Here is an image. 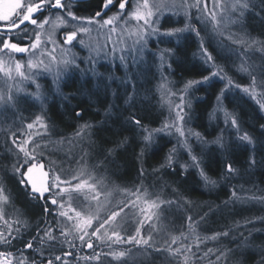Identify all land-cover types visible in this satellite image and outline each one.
Wrapping results in <instances>:
<instances>
[{"label": "trees", "instance_id": "obj_1", "mask_svg": "<svg viewBox=\"0 0 264 264\" xmlns=\"http://www.w3.org/2000/svg\"><path fill=\"white\" fill-rule=\"evenodd\" d=\"M27 2L24 0V3ZM212 2L201 0L200 7L206 4L210 13L213 11ZM254 2L256 7L250 5L244 11L233 39L264 41V6L259 0ZM68 3L76 16L87 18L101 10L102 0H68ZM188 3L194 5L196 0ZM117 10L118 4L107 12L104 19ZM181 11L183 13L177 15L175 11L164 14L155 27L165 32L191 24L200 30L201 37L215 57V63L234 83L242 88L250 87L249 73L257 75L260 80L261 73H264V52L260 51V45L248 48L246 43L233 44L231 40L224 39L228 47L221 48L218 41L222 37L215 35L212 29L209 43L201 22L196 19L199 15L197 8L189 7L188 15ZM60 15L71 20L63 12ZM53 18L55 15L49 17ZM28 28L34 26L28 25ZM70 30L72 28L65 31ZM95 30L97 28L90 34H83V38H89ZM14 31L19 33V30ZM43 34L42 39L46 40ZM19 35L23 36V33ZM81 36L78 33L77 40L67 45L66 50L72 53L71 60L75 58V64L59 77L52 72L29 70L26 66L27 54L22 57L14 54V59L25 62L22 70L26 74L37 73L34 82L21 80L15 71H12L14 79L0 72V84L3 82L6 87L5 98L9 94L14 97L12 104L0 102V179L7 187L4 195L10 194L11 197L7 202L0 200V212L3 213L0 232L7 236L11 226L12 235L16 236L19 229V237L13 239L11 245L0 243V252L6 254L0 258L10 260L12 264L21 260L30 264L32 259L37 264L41 260L47 264V260L54 259L56 255H60L62 260H54V264H185L187 256V264H261L264 261V144L261 143L264 141V136H261L264 110L248 94L227 86V80L217 78L211 87L206 85L204 89L183 92L187 81L199 80L202 75L216 70L209 69L204 63L199 50L201 37H197L190 28L180 33L179 37L152 36L135 65L131 63V57L125 65L120 56L110 51L107 55L95 56L92 48L89 50L78 43ZM12 42L27 43L18 40L15 34ZM59 44L63 45L61 39ZM229 48L241 54L229 51ZM162 50L173 53L167 58L171 68L167 64L161 65L159 55ZM245 52L247 54L243 55ZM4 57L9 61V57ZM90 57H96V62L90 63ZM242 62L248 67L247 71L241 70ZM226 87L224 109L234 113L239 121L240 134L248 132L253 138L252 144L239 140L230 121L225 125L223 111L216 109V96ZM255 92L260 99L264 88L256 87ZM182 95L186 104L190 102V107L184 109L190 116L184 126L185 136L192 147V154L203 159V170L215 184L205 183L199 169L187 166L191 164L190 155L177 145L179 135L174 127L156 131L165 124L173 123L176 105ZM77 111L81 112L80 117L76 116ZM212 113H215L214 117L210 118ZM132 115L141 121L143 129L128 123ZM36 116L44 119L49 129L47 132L39 124L31 130L27 129V124L32 123ZM85 125L88 127L77 135V131ZM145 130L152 132L151 141L143 140ZM38 131L41 135H36ZM189 131L200 133L204 142L195 135H189ZM220 135L223 136V146L212 143ZM30 136L41 145L43 154L38 159L44 164V170L50 171V176L60 175L61 180H72L73 185L86 180L94 186V190L84 189L90 192V196L97 197L90 199L88 204L97 217L92 228L88 229L89 234L113 211H119L124 203L135 200L137 208L131 209L129 205L114 223L122 225V236L134 234L138 221L145 219L140 210H148V215L157 211V215L141 228L144 238L151 234L150 246L111 244L107 237L103 240L92 237L94 249H88L80 244L78 237L82 233L75 231V213L69 211L73 220L68 221L67 226L64 224L66 218L57 215L59 211L68 210V194L63 195L64 209L49 203L48 213L44 211V200L29 199L12 172V165L16 163L14 153L18 152L12 140H27ZM173 146H177L178 152L173 154V163L169 167L166 161ZM27 147L31 150L32 143ZM250 158L256 161L251 167ZM227 163H231L236 172L227 174ZM4 168H7L6 172L2 170ZM142 170L144 175H141ZM73 176L77 179L73 180ZM61 187L69 185L62 184ZM137 189L142 190L137 193L139 200L133 195ZM233 191L236 192L235 197ZM71 196L72 207L81 210L78 204L82 197L75 192ZM157 199L175 203L162 205V211L149 209V204ZM101 201L105 204L100 205ZM125 213L128 215L125 216ZM189 216L192 222L188 220ZM46 227L59 239L49 241L42 231ZM61 228L70 231L67 240L61 235ZM105 231L111 236L113 229L105 225L98 235L103 236ZM217 232H228L229 235L209 239ZM174 237L178 238L176 243H172ZM29 241L33 243L32 249L25 248ZM189 246L191 252L185 250ZM177 248L181 249L179 253L175 252ZM208 249L213 252L204 256ZM94 250L101 253L100 259H87ZM121 251L126 253L125 256L118 255ZM221 253L224 256L217 261L216 256Z\"/></svg>", "mask_w": 264, "mask_h": 264}, {"label": "snow or ice", "instance_id": "obj_2", "mask_svg": "<svg viewBox=\"0 0 264 264\" xmlns=\"http://www.w3.org/2000/svg\"><path fill=\"white\" fill-rule=\"evenodd\" d=\"M217 7L220 8V17L217 19V12L215 10L208 12L207 5L205 4L203 8L200 7L201 0H196L194 5H190L189 7L197 8L199 15H197L196 19L205 25V29L207 30L208 24H212V32L222 37L221 40L218 41L219 46L221 48H227L228 46L224 43V39L231 40L233 44L236 43H246L248 48H252L254 45H260V51L264 52V41H258L252 39L248 40H235L233 39L232 34H228L225 37V30H227L229 25L239 24L241 23L244 11L251 7H256L254 0H224V3L221 4L220 0H214ZM260 5L264 6V0H259ZM118 4V10L107 19H104L107 16V12L111 11L112 7H116ZM177 6V0H154V3L150 5L149 0H102L101 10L95 12L93 17H78L71 10V6L68 3V0H28L27 3H22V0H0V54L3 56L9 57V62L14 63V70L16 76L21 78V80H33L34 76L37 73H29L26 74L22 69L25 68V62L23 60L14 59V54H27V68L29 70L36 69L38 72H52L59 75L66 71V69L75 64V58L71 61L64 60L63 67H58L53 64V61L56 60L55 55V46L59 43V41L55 38L56 29L63 24L68 23L61 15L60 12H63L67 17H70L74 24H72V30L66 31L63 33V45H72L73 41L77 40L78 33L82 34L78 43L88 47L89 45L86 43L83 38V34H90L92 31V26H97V30H102L106 26H112L109 29L110 33H116L117 27H121L122 31H129V34L134 36L135 39L132 41L131 45L121 49L120 60L123 64L127 65L129 63V57H131V63L133 65L137 64L138 58L140 54L147 48L148 41L152 36H160V37H179L180 33L184 32L187 29H191V31L195 32L197 37H201V32L198 28L192 26L191 24H185L184 28H176L173 30L160 32L158 28L155 27V24L159 21L158 13H162L163 9L166 8H175ZM184 5H181L183 7ZM51 15H55V19L51 20L49 17ZM185 15H188L187 9L185 8ZM210 16V20L208 17ZM42 17V18H41ZM155 17V19H154ZM131 21H136L138 27L131 31L129 29L124 28V25H128ZM143 21V25H139V22ZM51 25L48 30V38L46 40L42 39V34L45 30L46 25ZM28 25L34 26V28L29 29ZM23 26V27H22ZM14 30H19V33H23V36H20L19 33H15ZM15 34L18 40L27 41V43L20 42H12V36ZM7 36L8 38H4ZM110 39V37H109ZM161 42H163L161 40ZM49 46H51V51H49ZM199 50L202 56V59L206 65H208L209 69H216L215 71H209V75H202L199 80H189L184 84L183 92L187 93L189 89H204L205 86L211 87L215 80L218 78L219 80H227V86H231L237 89H240L244 93L251 96L253 100L256 101L260 105L261 110H264V93L261 94V98L257 99V94L255 92L256 87L264 88V73H261L260 80L258 81L257 75L249 73L251 76L252 84L250 87H241L240 84L234 83L231 78H228L224 69L215 63V57L209 51V46H206L205 40L203 37L199 40ZM229 51L235 52L238 55L241 54L236 49L229 48ZM92 51L97 53V57L101 53V48L97 46L93 48ZM112 51H115V48H112ZM61 52H64V49L61 48ZM173 53L171 50H162L159 55V60L161 65L167 64L168 68H171V64L167 63V58H169ZM247 53H243L246 55ZM48 56L51 59L48 62H45V59H40L39 57ZM96 62V57H90V63ZM7 63L6 61L0 59V71H4L5 75L9 79H14L12 76V68L8 67L5 69L3 65ZM77 68L79 65H75ZM208 70V69H206ZM241 70L247 71L248 67L244 62L241 64ZM94 71V70H93ZM94 74H96L94 72ZM163 79V77H162ZM130 82V81H129ZM6 83V81H5ZM163 87V85H162ZM251 88V90H250ZM9 91L11 89L9 88ZM226 91L222 89L220 94L216 96V109L223 111L224 122L227 126L230 121L231 128L236 131L237 138L241 141L248 142L249 144L253 143V138L246 131L241 135V128L239 125L238 119L235 117L234 113L228 112L224 109L223 99L226 98ZM14 101V97L9 94L5 98L4 95L0 94V102L4 104H12ZM185 107H190V102L186 104L184 96L180 97V103L176 105L177 111L175 112L173 123L165 124L161 129L156 131H166L170 130L172 127L175 128L176 133H178L179 138L177 140V145L179 148L184 149L190 155L191 164L187 165L190 167H194L200 170V175L205 181V183L215 184L214 180H211L208 175L203 170V159L198 158L196 155L192 154V147L188 143V139L185 136L184 126L187 124L190 116L188 113L184 111ZM215 113L210 114V118L214 117ZM76 116L80 117L81 112L77 111ZM128 123L133 127H139L143 129V125L141 121L136 118L135 115H132L128 119ZM36 124H39L41 129H44L47 132L48 125L44 122V119L41 116H36L35 120L32 123L27 124V129L31 130L34 128ZM84 127H88L87 125L82 126L80 130L77 131V135H80V132L83 131ZM146 134L143 136V140L148 142L152 139V132L150 130H145ZM223 132V130H222ZM36 135H41L38 131ZM189 135H195L198 140L202 143L200 133H192L189 131ZM261 136H264V125H261ZM32 143L33 147L31 150L27 147L29 143ZM212 143H216L218 145L223 146V136H217V138L212 141ZM264 144V141H261ZM12 144L18 149V152H15L16 163L12 165L13 174L18 177L20 186L25 190L29 199L33 200H44L45 213L49 212L48 204L56 205L60 209H64L63 195L68 194L69 196V206L68 210H62L57 213V215L61 218H66L64 221L65 226H67L68 221L73 220V216L69 215V211L75 213V217L77 218V223L74 225L75 231L77 233H82L79 235V241L82 246H86L88 249H94V244L92 237H96L97 240H103L107 237L108 241H111V244H131V245H149V240L152 239L151 234H149L148 238H144L141 235V228L143 225L152 220L154 215H157V211H152L150 215L147 214L146 209H141V214L145 215V219H141L138 221V226L135 228L134 234H128L126 236L121 235L122 225L119 223H114L116 218L120 216L122 212H124L125 208H128L129 205L131 209L137 208V203L135 200H130L124 203L123 207L120 208L119 211H113L110 216L103 220V222L99 223V227L95 228L91 234H89L88 229L92 228L93 220L97 219L96 215L92 212L91 208L88 207L89 201L95 200L97 197L95 195L90 196L89 191H84L85 187L89 190H94V186L88 184L86 180H80L75 185L72 184V180L64 179L61 180V176L57 174H52L50 176V171L44 170V164L39 161L38 157L43 154V149L39 143L31 139V136L27 140L17 141L16 139L12 140ZM11 151V149H9ZM178 152L177 146H173L170 150L169 156L167 157V165L171 167L173 163V154ZM22 153V156L20 155ZM256 163L254 158H250L249 166H254ZM182 168L187 167L186 165H180ZM163 167V165H162ZM22 169H25L22 171ZM3 171H7V168L2 169ZM35 171H39V178H33V173ZM62 171V170H61ZM236 172V169L233 167L231 163L226 164V173L231 175ZM141 175H144L143 170L141 171ZM72 179H77V177L73 176ZM69 185V187H61V185ZM142 191L141 189H137L136 200L140 199V196L137 195ZM7 192V187L4 184L3 180L0 179V200L5 202L11 199L10 194L4 195ZM77 193L80 197H82L81 202L78 204L81 210H77L75 207H72L71 204V193ZM47 194V196H46ZM232 195L235 197L236 192L233 191ZM58 201H60L58 203ZM147 203V201H146ZM175 203V201H164V200H154L149 204V209L162 211V205L171 206ZM98 211V209H97ZM128 213H125L127 216ZM0 219H3V213L0 212ZM203 219V217H201ZM188 220L192 222V217L189 216ZM59 223V222H58ZM105 225H108L109 228H112L111 236H108L107 231L103 234V236L98 235L101 229L105 228ZM150 229L152 228L149 225ZM44 234L47 236L49 241L58 240V237L53 236L52 231L46 227L42 230ZM17 235L13 236L11 232V226H9V233L7 236L4 233L0 232V243L11 245V241L13 239H17L19 237V229L16 230ZM61 235L65 237L67 240L70 231L65 230V228L60 229ZM228 236V232H217L209 239L215 240L219 236ZM87 237V239H86ZM114 238V239H113ZM35 239V238H34ZM178 238H173L172 243H176ZM41 243L43 240L41 239ZM74 246V241L71 242ZM111 244L108 246L111 247ZM150 246V245H149ZM25 248L32 249L33 243L29 241L25 244ZM159 250V249H158ZM187 252H191V247H187L185 249ZM181 251L180 248L175 249V252L179 253ZM197 252H199V246L197 245ZM213 252L212 249H208L207 252L204 253V256H207ZM71 253H65L64 255H70ZM125 252H119V256H125ZM6 254L0 252V257L5 256ZM7 255H11V253H7ZM192 255H196V253H192ZM101 256L100 252L94 253L92 256L87 257V259H96L99 260ZM224 256V253L216 256V260L220 261L221 257ZM200 259V257H197ZM55 261H61L62 257L60 255H56L53 258H49L47 260V264H54ZM188 262V257H185V264ZM0 264H12V261H0ZM17 264H25L24 260L18 261ZM30 264H37L35 259L30 261ZM40 264H44V261L41 260ZM264 264V261L261 262Z\"/></svg>", "mask_w": 264, "mask_h": 264}, {"label": "rangeland", "instance_id": "obj_3", "mask_svg": "<svg viewBox=\"0 0 264 264\" xmlns=\"http://www.w3.org/2000/svg\"><path fill=\"white\" fill-rule=\"evenodd\" d=\"M188 1L190 0H177V6L175 8H166V9H163L162 10V13H158L159 15V20H161V17L164 15V14H167L169 12H173L175 11L174 13L177 15V13H180L183 11L181 10H184L185 11V8L188 10L189 9V3ZM212 10H215L217 12V19H219L220 17V8L216 6L214 0H212ZM150 2V5L152 3H154V0H149ZM22 3H24V0H22ZM220 3L223 4L224 3V0H220ZM181 5H184L183 7H181ZM209 10V9H208ZM155 18V17H154ZM55 18L53 19H50L51 20H54ZM68 23L66 24H63V25H60L57 29H56V32H55V38L57 40L61 41L63 40V33L66 32L65 30L67 28H72V24H71V20L70 19H65ZM0 23H3V22H0ZM202 30L204 31V33L206 34V36L209 38V43H210V31L212 29V27L210 26V23L208 24V28L207 30L205 29V25L204 23H202ZM139 25H143V21H140L139 22ZM238 26L239 24H232V25H229L227 30H225V37L228 35V34H232L234 35L236 30L238 29ZM51 25H46L45 26V30H44V38L47 39L48 38V30L50 29ZM112 26H106L104 29L102 30H95V32L93 33V35L89 36V38L86 36L85 38V41L86 43L90 46H88V49L91 50V48H96L97 46H99L101 48V53L100 55H104L108 53V51L112 52V54H116L117 56H120L121 54V49L127 47L128 45H131L132 41L135 39L134 36L130 35L129 34V31H122L121 27H117V32L116 33H110L109 32V29L111 28ZM124 28L126 29H129L131 31H134L138 25H137V22L136 21H131L128 25H124L123 26ZM93 28V26H92ZM97 28V27H96ZM96 28H93L92 31ZM110 37V39H109ZM115 48V51H112V48ZM61 48L64 49V52L62 53L61 52ZM67 49V45H61V44H57L55 46V52L53 53V55H55L56 57V60L53 61V64L58 66V67H63V61L64 60H68V61H71V58H72V53L69 51V50H66ZM49 51H51V46H49ZM92 54H94L95 56H97V53L92 51ZM20 55L21 57L26 55V54H18ZM29 58V57H28ZM40 59H45V62H48L51 58L48 57V56H44V57H39ZM0 59L6 61L7 63H5L3 65V67L5 69H7L8 67H11L13 71L14 70V64H12L11 62L7 61L6 58L2 55H0ZM27 63V62H26ZM27 66V65H26ZM32 70H36V69H32ZM42 71V70H41ZM1 72V71H0ZM4 71H2L3 73ZM5 84H0V94L4 95L5 96V90H6V87H4ZM33 178L35 179H38L39 178V171H35L33 173ZM86 189V188H85ZM105 201V200H103ZM101 201V202H103ZM105 204V202L103 203H100V205H103ZM99 208L101 206H98ZM0 261H6L4 260L3 258L1 259L0 258Z\"/></svg>", "mask_w": 264, "mask_h": 264}]
</instances>
